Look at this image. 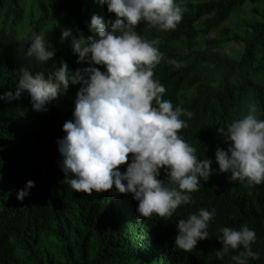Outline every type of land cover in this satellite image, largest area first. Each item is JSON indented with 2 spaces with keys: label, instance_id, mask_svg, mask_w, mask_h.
Returning <instances> with one entry per match:
<instances>
[{
  "label": "trees",
  "instance_id": "obj_1",
  "mask_svg": "<svg viewBox=\"0 0 264 264\" xmlns=\"http://www.w3.org/2000/svg\"><path fill=\"white\" fill-rule=\"evenodd\" d=\"M0 264H264V0H0Z\"/></svg>",
  "mask_w": 264,
  "mask_h": 264
},
{
  "label": "rangeland",
  "instance_id": "obj_2",
  "mask_svg": "<svg viewBox=\"0 0 264 264\" xmlns=\"http://www.w3.org/2000/svg\"><path fill=\"white\" fill-rule=\"evenodd\" d=\"M254 5H250V4H246L243 8V10L239 13V15H234L233 17H231V19L229 20V23H228V26L231 27V28H235L236 26H238L240 23H242V20H244L245 18H249L250 15H249V11L251 9H253ZM28 14L30 13H33L36 17L39 15V12L37 9H35V11H31V9H29L28 11ZM29 16L27 15L26 16V21L28 20ZM69 27H67V31H68ZM66 31V33H67ZM48 31H45L44 34H46ZM214 36V34L212 35ZM211 36V37H212ZM233 46L230 45L229 46V49H226V51L228 52L229 50H231Z\"/></svg>",
  "mask_w": 264,
  "mask_h": 264
}]
</instances>
